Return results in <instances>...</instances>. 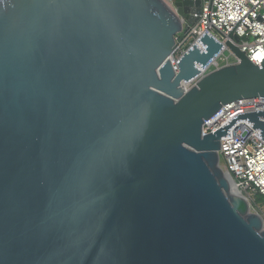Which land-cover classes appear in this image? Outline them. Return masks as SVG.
<instances>
[{
	"label": "water",
	"instance_id": "95a60500",
	"mask_svg": "<svg viewBox=\"0 0 264 264\" xmlns=\"http://www.w3.org/2000/svg\"><path fill=\"white\" fill-rule=\"evenodd\" d=\"M201 5L0 0V264H264L263 218L218 153L239 121L264 140V110L202 136L264 97V60L229 41L240 19L238 62L185 90L223 47L205 31L173 70Z\"/></svg>",
	"mask_w": 264,
	"mask_h": 264
},
{
	"label": "built area",
	"instance_id": "2783aa9c",
	"mask_svg": "<svg viewBox=\"0 0 264 264\" xmlns=\"http://www.w3.org/2000/svg\"><path fill=\"white\" fill-rule=\"evenodd\" d=\"M239 20L232 32L238 37V41H229L246 51L254 64H261L264 60V0H202L197 20L175 37L176 43L169 57L173 70L177 72V60L194 43L201 50L205 49L197 41L205 31L223 47L203 68L198 65L200 72L195 77L181 82L185 90L195 85L208 72L238 62V58L225 46V37ZM258 110H264L263 96L226 103L204 120L202 136L224 127L240 113ZM258 119L264 121V116H259ZM260 131V128L255 129L247 121H239L231 129V136L221 137V149L218 151L221 167L230 175L238 191L256 212H262L263 207L258 196L264 198V140L257 135Z\"/></svg>",
	"mask_w": 264,
	"mask_h": 264
},
{
	"label": "rangeland",
	"instance_id": "374dc122",
	"mask_svg": "<svg viewBox=\"0 0 264 264\" xmlns=\"http://www.w3.org/2000/svg\"><path fill=\"white\" fill-rule=\"evenodd\" d=\"M225 54H228V51H225ZM230 61H231V59H230ZM258 201L260 202V204L263 206L262 207V212H257V213H259L261 216H262V218H263V223H264V198L262 197V196H258ZM250 209L252 210V211H255L256 212V210L254 209V207L253 206H250Z\"/></svg>",
	"mask_w": 264,
	"mask_h": 264
}]
</instances>
